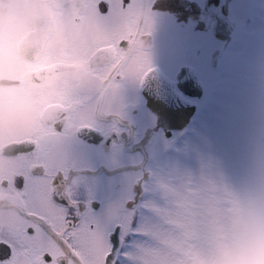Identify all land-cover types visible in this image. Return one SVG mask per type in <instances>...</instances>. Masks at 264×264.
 <instances>
[{
    "label": "snow or ice",
    "instance_id": "1",
    "mask_svg": "<svg viewBox=\"0 0 264 264\" xmlns=\"http://www.w3.org/2000/svg\"><path fill=\"white\" fill-rule=\"evenodd\" d=\"M66 4L65 27L47 35L59 52L57 66L99 79L106 86L102 96L118 93L129 80L142 83L149 70L144 38L150 34L151 4ZM100 41L107 43L95 46ZM124 119L117 105L93 108L85 118L75 105L59 104L50 126L14 150L21 164L0 172V191L12 185L6 234L0 229V264H205L193 248L214 253L227 246L240 190L210 169L138 174L100 212L90 195L81 198L70 162L72 141L107 138L118 151Z\"/></svg>",
    "mask_w": 264,
    "mask_h": 264
},
{
    "label": "flooded vegetation",
    "instance_id": "2",
    "mask_svg": "<svg viewBox=\"0 0 264 264\" xmlns=\"http://www.w3.org/2000/svg\"><path fill=\"white\" fill-rule=\"evenodd\" d=\"M147 2L152 11L150 34L144 38L149 70L142 83L128 82L117 94L115 103L125 116L118 151L97 136L74 140L69 149L80 196L90 195L97 212L115 202L136 175L177 168L184 141L200 117L210 114L209 85L222 82L236 40L264 14V0H253L251 6L247 0ZM249 17H254L250 23ZM220 22L226 37L219 35ZM46 44L56 47L48 39ZM178 102L197 110L180 130L178 123L166 121L183 115Z\"/></svg>",
    "mask_w": 264,
    "mask_h": 264
},
{
    "label": "clouds",
    "instance_id": "3",
    "mask_svg": "<svg viewBox=\"0 0 264 264\" xmlns=\"http://www.w3.org/2000/svg\"><path fill=\"white\" fill-rule=\"evenodd\" d=\"M69 15L66 0H0V172L21 164L14 150L50 126L57 105L73 104L85 118L93 108L116 106L118 93L102 96L106 86L99 79L57 66L59 52L46 44L47 35L61 31ZM109 59L105 54L104 62ZM8 187L0 191V229L5 234ZM191 252L205 264H264V138L231 214L227 246L214 253L200 248Z\"/></svg>",
    "mask_w": 264,
    "mask_h": 264
},
{
    "label": "rangeland",
    "instance_id": "4",
    "mask_svg": "<svg viewBox=\"0 0 264 264\" xmlns=\"http://www.w3.org/2000/svg\"><path fill=\"white\" fill-rule=\"evenodd\" d=\"M247 1L251 6L253 0ZM255 20L257 25L236 40L235 53H229L222 82L209 85L210 114L196 122L175 161V169H210L239 190L264 138V14Z\"/></svg>",
    "mask_w": 264,
    "mask_h": 264
},
{
    "label": "water",
    "instance_id": "5",
    "mask_svg": "<svg viewBox=\"0 0 264 264\" xmlns=\"http://www.w3.org/2000/svg\"><path fill=\"white\" fill-rule=\"evenodd\" d=\"M224 27H225L224 23L222 24V22H220L219 35L221 37H226V36H224V34H221V31L223 30ZM231 34H233V33H231ZM232 37H233V35H231L229 38H232ZM176 104H177V107H178L177 111L183 112V115H180L178 118H171L170 117L169 119H166V121L167 122L174 121V122L178 123L179 124V129H182L184 127H188L190 125L191 121H192L191 120L192 117L197 112L196 108H189V109L185 108L184 107V103H180V102H178ZM163 107H165V106H163Z\"/></svg>",
    "mask_w": 264,
    "mask_h": 264
},
{
    "label": "bare ground",
    "instance_id": "6",
    "mask_svg": "<svg viewBox=\"0 0 264 264\" xmlns=\"http://www.w3.org/2000/svg\"><path fill=\"white\" fill-rule=\"evenodd\" d=\"M164 111V110H163ZM177 128H179V127H177ZM180 130V129H179Z\"/></svg>",
    "mask_w": 264,
    "mask_h": 264
}]
</instances>
